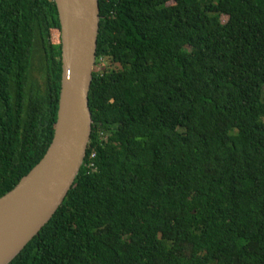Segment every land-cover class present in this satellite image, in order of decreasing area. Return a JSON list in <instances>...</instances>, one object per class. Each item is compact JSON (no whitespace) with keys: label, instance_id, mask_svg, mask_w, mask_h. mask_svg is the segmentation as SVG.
<instances>
[{"label":"trees","instance_id":"1","mask_svg":"<svg viewBox=\"0 0 264 264\" xmlns=\"http://www.w3.org/2000/svg\"><path fill=\"white\" fill-rule=\"evenodd\" d=\"M99 13L85 157L9 264H264V0ZM61 55L55 0H0V197L53 139Z\"/></svg>","mask_w":264,"mask_h":264},{"label":"water","instance_id":"2","mask_svg":"<svg viewBox=\"0 0 264 264\" xmlns=\"http://www.w3.org/2000/svg\"><path fill=\"white\" fill-rule=\"evenodd\" d=\"M61 24V90L53 139L44 157L0 197V264L49 221L68 193L92 130L89 89L96 59L99 0H55Z\"/></svg>","mask_w":264,"mask_h":264},{"label":"rangeland","instance_id":"3","mask_svg":"<svg viewBox=\"0 0 264 264\" xmlns=\"http://www.w3.org/2000/svg\"><path fill=\"white\" fill-rule=\"evenodd\" d=\"M227 18H228V17H227L226 15H223L221 19H222L223 22H225V21L227 20ZM107 66H108V68H109V67H117V64H116V65H114V64H110L109 61L105 60V61H103L100 65H98L97 67L94 65L93 69L96 68V69L101 70V69H103V68H105V67H107Z\"/></svg>","mask_w":264,"mask_h":264}]
</instances>
